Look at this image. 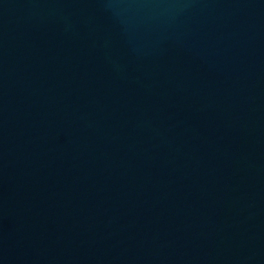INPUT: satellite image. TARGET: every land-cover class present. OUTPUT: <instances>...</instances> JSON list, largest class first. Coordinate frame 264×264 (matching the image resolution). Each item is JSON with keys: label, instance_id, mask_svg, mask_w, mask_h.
I'll use <instances>...</instances> for the list:
<instances>
[{"label": "water", "instance_id": "95a60500", "mask_svg": "<svg viewBox=\"0 0 264 264\" xmlns=\"http://www.w3.org/2000/svg\"><path fill=\"white\" fill-rule=\"evenodd\" d=\"M0 264H264V0H0Z\"/></svg>", "mask_w": 264, "mask_h": 264}]
</instances>
